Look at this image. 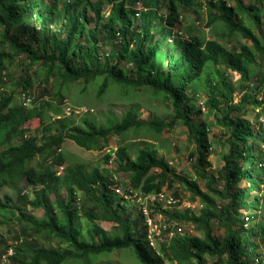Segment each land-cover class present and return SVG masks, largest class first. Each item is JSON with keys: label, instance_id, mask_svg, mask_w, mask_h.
I'll return each instance as SVG.
<instances>
[{"label": "trees", "instance_id": "trees-1", "mask_svg": "<svg viewBox=\"0 0 264 264\" xmlns=\"http://www.w3.org/2000/svg\"><path fill=\"white\" fill-rule=\"evenodd\" d=\"M164 2V16L157 7L161 0H73L64 3L60 15L57 5L47 0H0V89L6 81L4 71L22 57L29 68H42L45 83L50 77L59 78L60 86L81 83V94L87 86H95L98 98L112 87H119L122 97L128 95L127 89H149L164 97L171 110L165 125L140 120L136 108L117 122L101 125L87 113L75 123L64 116L66 99L60 98V91L61 106L44 102L37 107L34 117L39 126L30 136L24 128L29 117L24 107L12 104V96H0V192L20 184L38 188L32 198L23 193L19 200L24 207L42 211L40 217L27 215L8 196L0 195V225L9 213L25 238H16L15 246L6 247L5 251L13 249L12 264H95L101 261L97 256L127 248H132L140 264H264V255L257 254L264 243V0ZM203 4L213 12L205 27L213 29L214 38L196 34L191 25L184 29L185 38L174 35L179 16L190 10L199 18ZM58 19L61 27L51 32ZM173 35V50L166 54L163 48ZM238 40L246 43L236 51L221 44ZM162 61L165 70H154ZM208 62L239 76L238 88L227 78L206 85L203 108L228 132L224 140L228 155L216 175L207 169L212 152L210 125L195 120L202 110L196 107V90L191 89L203 79ZM19 82L22 92L30 93L29 81ZM256 111L261 122L256 121ZM179 124L195 146L194 180L175 174L148 144H138L130 155L126 136L146 130L160 134ZM110 138L118 142L104 161L113 158L116 173L127 175V188L158 194L177 183L198 200V213L161 208L151 213H160L169 223L187 224L195 234L177 235L153 250L141 210L128 208L115 193V175L108 169L87 170L72 164L61 150L71 141L85 151H100ZM199 181L204 182V190ZM250 193L259 195L248 201ZM173 195L180 199L176 192ZM239 210L248 216H241ZM229 213L238 226L228 223ZM245 219L254 225L244 227ZM81 220L88 224L84 230ZM100 223L112 224L113 236ZM216 224L221 225L223 236H215ZM43 239L58 246L47 248Z\"/></svg>", "mask_w": 264, "mask_h": 264}, {"label": "rangeland", "instance_id": "rangeland-1", "mask_svg": "<svg viewBox=\"0 0 264 264\" xmlns=\"http://www.w3.org/2000/svg\"><path fill=\"white\" fill-rule=\"evenodd\" d=\"M47 2L50 4H56L58 14L62 15L63 9L65 7L64 3L73 2V0H47ZM151 5L152 7H156V4L154 2H152ZM136 6V9L140 10L142 5L138 3ZM158 6H160L161 9L160 13L162 14V16H164V14H166V5L164 0H161V3L159 4L157 3V7ZM184 12L185 13L180 15L178 18L179 23H177V28L173 29L172 33H175L174 35H178L179 33H181V37L185 38L184 29H186L188 25H191L194 27L193 29L196 34L200 33L206 39L214 38L213 29L206 30L205 27V24H207L213 16V12L210 8H208V6L204 4L201 6V8L199 9V18H197L195 14L191 13L190 10ZM89 14L92 17V13L89 12ZM197 22L199 23V25H197ZM53 25L55 26V28H51V32H58V27H61L62 22L58 19ZM88 26L92 28L94 26V23L91 21L89 22ZM100 32H102L101 29ZM174 35L171 37V42L167 41V45L163 48V52L166 54L171 53L173 50V46L175 43ZM157 39L158 37H155V40ZM245 43V41L238 40L236 42H233L232 44H227L226 42H222L221 44L228 50L236 51L238 50L240 44ZM26 64L27 62L22 57H20L17 59L15 64L7 67L6 71H4L6 81H4V84L0 89V96H12V104L21 106L19 97L22 93V86L19 81L21 78H23L27 82L29 81L30 86L27 88V90L30 91L29 94L33 97L34 103L28 107H24L29 115L24 128L28 130L27 134L30 136L34 135L35 130L39 126L38 119L34 117L37 107L44 102H51L55 106H61L59 102L60 99H58L60 91L62 93L60 98L64 97L66 99L64 104H67V106H70L74 110H78L79 108L92 109L93 113H91V118L101 125L119 121L127 111L134 110V108H136V110L134 111H136L139 115V119L146 122L155 121L156 123L165 125L171 119L169 102L164 97L155 96L149 89H140L135 91L127 89L128 95H126V97H122L118 94L121 89L119 87H112L109 92L98 98L96 95L95 86H87V92L85 94H81L79 93L80 89L83 87V84L81 83H72L65 86H60L61 80L59 78H56L54 80L51 77L49 79V82L45 83L44 76L40 74L43 72L42 68H29L28 66H26ZM164 64L165 61L157 62L154 66V70H159L160 68L165 70ZM29 70H31V73L29 72ZM34 71L37 72L38 75L34 74ZM153 72L156 73V71ZM221 78H227L233 88H238V75L230 72L229 70H226L222 66H215L211 62H208L205 66L203 79L197 85L191 87V89L196 90L195 92L197 93L196 107L202 110L201 115L194 116L195 120H204L210 125L211 130L209 133V139L211 140L212 144V152L208 158L207 169L211 174L214 175H216L223 166V156L228 155V145H226L224 142L225 138H227L228 136V132L222 130L215 124L214 116L211 114H206L202 104L206 100L209 91L208 87L206 86L208 84L207 81L216 82V80H220ZM238 100L239 94L238 91H235L234 101L237 102ZM81 116L84 115L75 113L71 117L75 123H78ZM255 116L257 122L262 121L259 113H257ZM1 137L2 136L0 134V139ZM117 142V138H110V140L107 142V148L100 151H85L77 147L73 142L66 141L63 144L61 150L63 153H66L67 159L72 164H80L87 170L95 167L110 170L118 180L117 184L121 185L124 189L129 183L127 175L123 173H116V163L112 157L108 160L107 163L104 161V156L108 153L109 150H111V148L113 149L115 147ZM125 143L128 147L131 146L132 149H130V155L132 156L134 155V150L137 149L136 146L138 144H148L158 152L159 157L165 159L168 162L175 174L186 177L190 180L195 179L193 168V159L196 154L195 146L188 137L187 129L181 124L177 125L173 129L163 130L160 134L152 133L148 130L142 132L140 131L134 135L130 134L126 136ZM36 160L32 163V165L36 163ZM58 174H62V170L60 168L58 169ZM198 185L202 190H204L203 181H199ZM35 190H38V188L34 189L24 184H20L14 189L4 187L1 190L0 195L2 197L5 195L8 196L12 200L13 206L22 208V211H24L25 214L33 217H40L42 211L32 209L31 207H24L22 202L19 200V196H21L23 193L27 198H32ZM162 191L173 197V192L179 194L180 199L178 200L181 204L193 203L196 206L198 205V200H193L190 193L180 187L177 183H173L169 189L164 188ZM255 195L258 196L259 193H250L248 195V201H250L251 198ZM126 198H128L126 200V206L128 208H137L138 210L146 208L144 204L140 203L139 200L135 198L134 194L132 197ZM50 200H52V197L50 198ZM146 209L150 214L154 212V208L151 206ZM194 212L198 213L197 207ZM239 214L241 216H248L247 214L249 213H245L243 210H239ZM154 215L156 217H160L157 216V213H155ZM4 219L5 222L0 225V256L7 253L5 251L7 246H15L14 244H12L14 239H25L19 230L18 224L14 221L12 215L8 213ZM228 221L229 224L238 226V224H236L235 222V218L233 217V213H229ZM80 224L82 226V230H84L88 225L82 220L80 221ZM252 224L254 225V222H252L251 219H245L244 227H248ZM111 226L112 224L110 223H100V227L105 232L113 236L110 231ZM182 227L184 228L186 233L195 234V231L193 229L191 230V227L187 224L186 226L184 225ZM214 234L217 237L223 236V229L220 224H216L214 228ZM43 242L45 243L43 245L47 248H56L58 246L57 243H52L48 239H43ZM257 254L264 255V243H260ZM97 257L101 261L95 264H140L135 258L132 248H127L119 252H113L110 254H101ZM211 263L212 261H209V264Z\"/></svg>", "mask_w": 264, "mask_h": 264}, {"label": "built area", "instance_id": "built-area-1", "mask_svg": "<svg viewBox=\"0 0 264 264\" xmlns=\"http://www.w3.org/2000/svg\"><path fill=\"white\" fill-rule=\"evenodd\" d=\"M197 25L199 23L197 22ZM208 30V29H206ZM20 102L22 107H28L34 103L33 97L29 94V92H22L20 94ZM63 109H64V116H72L75 113L83 115L87 113H93L92 109L89 108H79L78 110H74L70 106H67V104L63 103ZM59 117L55 118L58 119ZM262 128L264 131V122L262 123ZM62 170V168H60ZM114 191L117 194L119 198H124L127 200L126 197H132L133 194L135 195V198L139 200L140 203L144 204L146 208L149 206L155 208H161V209H178V210H191L195 211L196 207L199 212L201 209V205L198 203L196 206L195 204H181L179 200L174 198L173 196H170L163 191H161L158 194H142L138 191H134L130 188L125 187L122 188L121 185L117 184L114 186ZM183 207V208H182ZM146 208L141 209V212L144 216L145 225L147 228V241L149 246L153 250H157L158 246L161 243H164L172 238H174L177 235H183L185 234V230L182 226L177 225L175 223H169L166 221V219L160 214L157 213L156 217L154 214L151 215ZM16 244V243H15ZM7 253L0 256V264H12L10 261V257L13 256L14 252L12 248H9Z\"/></svg>", "mask_w": 264, "mask_h": 264}]
</instances>
